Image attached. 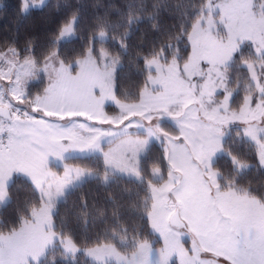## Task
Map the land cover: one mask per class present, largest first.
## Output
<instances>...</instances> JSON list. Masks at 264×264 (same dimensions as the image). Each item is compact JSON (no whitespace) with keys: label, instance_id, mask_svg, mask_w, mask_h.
<instances>
[{"label":"snow or ice","instance_id":"snow-or-ice-1","mask_svg":"<svg viewBox=\"0 0 264 264\" xmlns=\"http://www.w3.org/2000/svg\"><path fill=\"white\" fill-rule=\"evenodd\" d=\"M15 8L0 264H264V0Z\"/></svg>","mask_w":264,"mask_h":264},{"label":"trees","instance_id":"trees-1","mask_svg":"<svg viewBox=\"0 0 264 264\" xmlns=\"http://www.w3.org/2000/svg\"><path fill=\"white\" fill-rule=\"evenodd\" d=\"M97 0H86V3L91 5L96 3ZM100 3H107L108 0H99ZM114 2L119 3V0H114ZM0 40L5 36L10 35V29L14 26L16 21V4L17 0H0ZM46 3L51 5L55 3V0H46ZM102 11V9H101ZM48 12V8H44L43 12L36 10L29 14L28 19L24 22L25 24H31L34 20H38L44 13ZM253 180L259 183L262 179L259 175H253ZM2 207V206H0ZM10 211V209H9ZM110 215V211H109ZM98 227H103V225H98ZM83 260V257H80Z\"/></svg>","mask_w":264,"mask_h":264},{"label":"rangeland","instance_id":"rangeland-1","mask_svg":"<svg viewBox=\"0 0 264 264\" xmlns=\"http://www.w3.org/2000/svg\"><path fill=\"white\" fill-rule=\"evenodd\" d=\"M0 6H1V3H0Z\"/></svg>","mask_w":264,"mask_h":264}]
</instances>
